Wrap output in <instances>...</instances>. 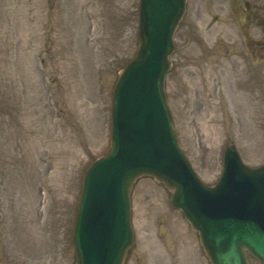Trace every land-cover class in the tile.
<instances>
[{
	"label": "rangeland",
	"instance_id": "rangeland-1",
	"mask_svg": "<svg viewBox=\"0 0 264 264\" xmlns=\"http://www.w3.org/2000/svg\"><path fill=\"white\" fill-rule=\"evenodd\" d=\"M139 2L0 0V264H75L82 179L109 150L111 94L136 52ZM173 40L166 101L198 177L214 185L228 144L263 165L264 0H186ZM170 198L153 178L133 184L123 264H204Z\"/></svg>",
	"mask_w": 264,
	"mask_h": 264
},
{
	"label": "water",
	"instance_id": "water-1",
	"mask_svg": "<svg viewBox=\"0 0 264 264\" xmlns=\"http://www.w3.org/2000/svg\"><path fill=\"white\" fill-rule=\"evenodd\" d=\"M185 0H141L139 44L113 90L110 150L83 178L73 244L76 264H122L132 245L129 194L150 176L196 230L211 264H264V166L242 164L228 146L214 187L204 185L178 147L165 101L172 37Z\"/></svg>",
	"mask_w": 264,
	"mask_h": 264
},
{
	"label": "flooded vegetation",
	"instance_id": "flooded-vegetation-1",
	"mask_svg": "<svg viewBox=\"0 0 264 264\" xmlns=\"http://www.w3.org/2000/svg\"><path fill=\"white\" fill-rule=\"evenodd\" d=\"M179 239V238H178Z\"/></svg>",
	"mask_w": 264,
	"mask_h": 264
}]
</instances>
